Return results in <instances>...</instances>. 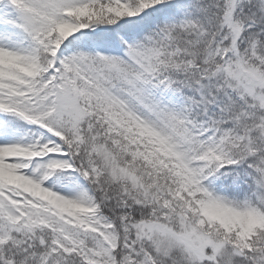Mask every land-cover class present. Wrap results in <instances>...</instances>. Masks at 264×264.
<instances>
[{
  "label": "snow or ice",
  "instance_id": "1",
  "mask_svg": "<svg viewBox=\"0 0 264 264\" xmlns=\"http://www.w3.org/2000/svg\"><path fill=\"white\" fill-rule=\"evenodd\" d=\"M0 264H264V0H0Z\"/></svg>",
  "mask_w": 264,
  "mask_h": 264
}]
</instances>
